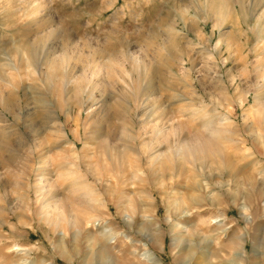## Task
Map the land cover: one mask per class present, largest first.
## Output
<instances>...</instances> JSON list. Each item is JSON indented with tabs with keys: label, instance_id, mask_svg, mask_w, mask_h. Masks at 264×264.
Returning <instances> with one entry per match:
<instances>
[{
	"label": "clouds",
	"instance_id": "obj_1",
	"mask_svg": "<svg viewBox=\"0 0 264 264\" xmlns=\"http://www.w3.org/2000/svg\"><path fill=\"white\" fill-rule=\"evenodd\" d=\"M0 264H264V0H0Z\"/></svg>",
	"mask_w": 264,
	"mask_h": 264
}]
</instances>
